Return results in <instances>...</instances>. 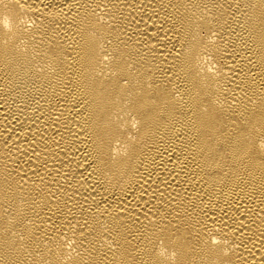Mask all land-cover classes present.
<instances>
[{
  "label": "bare ground",
  "instance_id": "obj_1",
  "mask_svg": "<svg viewBox=\"0 0 264 264\" xmlns=\"http://www.w3.org/2000/svg\"><path fill=\"white\" fill-rule=\"evenodd\" d=\"M0 264H264V0H0Z\"/></svg>",
  "mask_w": 264,
  "mask_h": 264
}]
</instances>
